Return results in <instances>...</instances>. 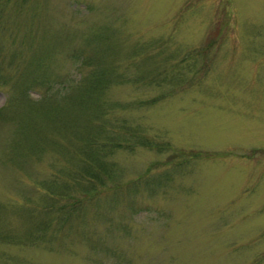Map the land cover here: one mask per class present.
<instances>
[{
  "label": "rangeland",
  "instance_id": "rangeland-1",
  "mask_svg": "<svg viewBox=\"0 0 264 264\" xmlns=\"http://www.w3.org/2000/svg\"><path fill=\"white\" fill-rule=\"evenodd\" d=\"M1 9V230L25 235L23 205L38 206L36 185L63 165L55 126L42 143L34 127L11 150L14 115L39 123L38 82L75 81L90 72L88 54L110 52L97 57L117 76L109 121L172 148L116 150L120 191L73 194L93 245L68 231L58 242L0 243V264H264V0H10ZM137 42L149 60L129 58ZM154 69L156 83L139 81ZM22 81L20 106L9 97Z\"/></svg>",
  "mask_w": 264,
  "mask_h": 264
},
{
  "label": "trees",
  "instance_id": "trees-1",
  "mask_svg": "<svg viewBox=\"0 0 264 264\" xmlns=\"http://www.w3.org/2000/svg\"><path fill=\"white\" fill-rule=\"evenodd\" d=\"M9 1L0 0V17L5 14L1 9L2 6ZM137 43L138 45L130 48L129 58H133L134 61L137 58L138 61L144 56V61L149 60L147 54L139 57L138 50H141L143 46ZM155 44H159L160 52L161 50L165 52V40L157 41ZM96 55L88 54L85 63L90 67V72H79V77L75 81L62 79L54 83L44 80L38 82L39 91L36 102L46 107L40 112L42 120H39V123L29 120L28 114L23 111L17 116L14 115L17 137L14 138L11 150H16L15 145L19 142V138L27 131L31 132L34 127V130L42 127L45 136L35 141L42 143L47 139V132L44 129L55 126L58 132L55 131L54 134L60 133L64 141L63 147L58 151L63 157V165L43 186L39 187V183L36 185L37 191L41 194V201L38 203L41 212L36 214L35 207L38 206H28L27 203L23 205L21 212L28 216L29 223L25 235L20 237L11 230L0 229V243L20 245L34 244V242H58L67 231L70 236H80L87 243H91V235L83 227L89 218H86V210L83 205H80L82 198L78 195L84 194V198L92 200L98 197V190L103 191L114 185L112 183L116 182L115 177L119 171L109 159L114 151L119 149L132 151L136 146L156 149L159 152L172 148L168 142H158L154 140V137L145 136L138 127L121 123L112 124L109 121L108 111L110 112L113 104L106 101V92L109 85L116 82L117 76L116 78L113 76V68L100 63L108 58L110 52L107 50L100 52L102 59L100 62L97 59L99 56ZM146 74L145 77L139 74V81L143 79L144 83H156L160 75L155 69ZM120 77L118 76V79ZM38 78L40 77H36L35 80ZM0 82H6L1 74ZM25 82L11 83L15 89H13L14 95L9 97L10 103H19L20 106L24 104L21 100L28 95L29 91V85L26 86ZM5 106L6 104L0 108V114L5 110ZM63 107H65L64 112H62ZM28 140L29 137H27ZM34 146L35 143H32L28 147L29 150L25 147L22 151H31ZM135 182L137 183L138 180ZM139 184H134V189H137ZM120 186L114 185L115 191L119 192ZM75 192L80 194L73 195ZM61 200L64 202L61 203ZM101 211L97 212L96 217L103 216L104 212Z\"/></svg>",
  "mask_w": 264,
  "mask_h": 264
}]
</instances>
